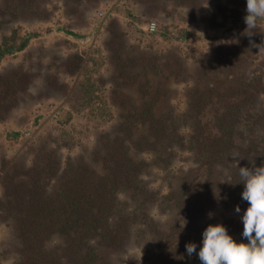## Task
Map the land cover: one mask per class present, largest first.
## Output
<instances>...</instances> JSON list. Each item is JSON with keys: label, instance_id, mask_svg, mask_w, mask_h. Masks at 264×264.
I'll list each match as a JSON object with an SVG mask.
<instances>
[{"label": "trees", "instance_id": "trees-1", "mask_svg": "<svg viewBox=\"0 0 264 264\" xmlns=\"http://www.w3.org/2000/svg\"><path fill=\"white\" fill-rule=\"evenodd\" d=\"M24 2L29 8L34 5L31 0H13L11 9L25 10ZM187 2L174 0L181 8ZM113 54L110 95L118 121L113 124L115 136L103 133L100 146L93 148V164L72 165L67 157L60 170L54 155L40 148L26 169H1L0 215L21 241L10 264H109L102 252L124 250L134 224H139L138 237L148 235L152 241L139 248L142 255L136 264H201L197 253L209 225L223 224L229 235L238 234L247 243L242 220L218 222L209 213L216 204L232 202L244 214L249 204L242 199L239 167L264 166L262 35L218 48L215 62L230 67L228 75L238 81L227 87L188 85L184 91L188 102L185 109L179 108V115L161 110L167 90L146 77L144 69L139 71L132 57L119 50ZM244 67L254 69L241 79ZM214 69V65L208 68ZM93 84L90 79L77 80L73 92L91 93ZM124 87L133 89L138 101L119 98L117 91ZM174 144L193 157V166L179 174L170 169L173 150L163 148ZM149 168L165 176V192L144 181ZM221 170L227 172L225 178L219 176ZM122 194L129 200H121ZM147 206H155L160 215L172 212L171 222L157 223ZM188 243L197 245L192 256L186 252Z\"/></svg>", "mask_w": 264, "mask_h": 264}, {"label": "rangeland", "instance_id": "rangeland-1", "mask_svg": "<svg viewBox=\"0 0 264 264\" xmlns=\"http://www.w3.org/2000/svg\"><path fill=\"white\" fill-rule=\"evenodd\" d=\"M31 1L34 5L29 8L24 2L23 10V6L11 9L13 0H0L2 49L19 47L29 37L24 49L0 59V172L26 169L40 148L54 155L60 170L67 157L72 165L93 164L92 151L100 146L101 135L115 136L113 124L118 117L110 84L116 50L132 57L139 71L144 69L146 77L167 90L168 96L162 98L160 107L173 110V115H179V108L185 107L184 91L189 89L188 85L227 87L238 81L228 75L230 67L217 65L215 59L218 48L248 37L243 34L247 28L246 3L188 0L181 8L174 0ZM149 22L158 26L156 35L146 33ZM254 34L264 38V21H260V28L253 29ZM75 56L81 57V62L71 59ZM248 63L244 62L245 66ZM212 65L215 69L209 71ZM253 69L244 67L241 79ZM88 79L94 83L91 93L73 92L77 80L85 83ZM117 93L121 99L138 101L133 89L124 87ZM163 148L174 152L170 165L173 172L179 174L193 166L191 153L181 146ZM139 157L150 158L148 154ZM145 173L144 181L152 189L165 192V176L151 168ZM219 176L225 178L227 172L221 170ZM3 199L0 187V200ZM121 200L129 198L122 194ZM147 211L163 226L173 218L172 212L158 214L155 206H147ZM211 213L218 222L240 221L243 216L242 212H235L232 202L216 204ZM2 217L0 252L4 253L0 262L10 264L21 241L13 225ZM138 228L139 224L132 226L134 233L124 250L114 254L102 252L109 264L140 262L139 248L151 245L152 241L148 235L138 237ZM231 236L238 243L243 242L240 235Z\"/></svg>", "mask_w": 264, "mask_h": 264}, {"label": "clouds", "instance_id": "clouds-1", "mask_svg": "<svg viewBox=\"0 0 264 264\" xmlns=\"http://www.w3.org/2000/svg\"><path fill=\"white\" fill-rule=\"evenodd\" d=\"M243 34L253 35L264 21V0H247ZM244 184L242 199L249 207L242 216V237L247 243H238L223 224L209 225L202 233V247L197 253L201 264H264V166L239 167ZM230 183V182H229ZM240 206L235 208L240 213ZM209 213V217H212ZM188 256L196 253L195 243L186 244Z\"/></svg>", "mask_w": 264, "mask_h": 264}, {"label": "built area", "instance_id": "built-area-1", "mask_svg": "<svg viewBox=\"0 0 264 264\" xmlns=\"http://www.w3.org/2000/svg\"><path fill=\"white\" fill-rule=\"evenodd\" d=\"M145 31L149 35H156L158 33V26L154 22H149L146 24ZM170 36H174V33H170ZM175 37V36H174Z\"/></svg>", "mask_w": 264, "mask_h": 264}, {"label": "water", "instance_id": "water-1", "mask_svg": "<svg viewBox=\"0 0 264 264\" xmlns=\"http://www.w3.org/2000/svg\"><path fill=\"white\" fill-rule=\"evenodd\" d=\"M28 38L29 37H26L23 41H22V44L19 46V47H11V48H6V49H4L2 52H1V54H0V58H2L4 55H6L7 53H11V52H13V51H15V50H21L22 49V46H23V44H26V42H27V40H28Z\"/></svg>", "mask_w": 264, "mask_h": 264}]
</instances>
